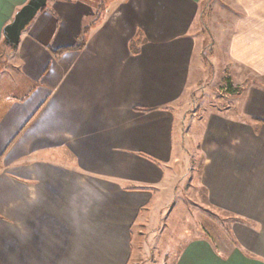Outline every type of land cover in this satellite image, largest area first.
Segmentation results:
<instances>
[{
  "label": "crops",
  "instance_id": "1",
  "mask_svg": "<svg viewBox=\"0 0 264 264\" xmlns=\"http://www.w3.org/2000/svg\"><path fill=\"white\" fill-rule=\"evenodd\" d=\"M28 1L0 0V48ZM205 1L49 0L0 59V264H142L134 236L185 137L205 203L234 222L226 244L167 249L172 264H264V0H234L211 45L238 66V105L191 114L186 132L175 111L206 65Z\"/></svg>",
  "mask_w": 264,
  "mask_h": 264
},
{
  "label": "rangeland",
  "instance_id": "2",
  "mask_svg": "<svg viewBox=\"0 0 264 264\" xmlns=\"http://www.w3.org/2000/svg\"><path fill=\"white\" fill-rule=\"evenodd\" d=\"M233 5L234 0H206L202 7L204 20L201 27L202 50L196 60L199 61L200 58L206 65L202 66V70H197L198 82L194 81L197 80L194 76L192 89L187 98L181 102L179 112L178 109L175 111L181 131L182 129L186 132L190 131L191 114L202 117L214 110L218 112L230 106L234 109L238 105L242 89L238 82L241 79L234 78L238 66L229 63L221 44L218 43L216 48L211 47L215 38L219 41L223 39L225 27L230 29L236 17L233 13ZM229 64L232 66L231 70L227 67ZM226 72L230 74L228 77L225 76ZM247 76L250 84L253 75ZM184 114L187 116L186 121L183 120ZM185 144L188 145L186 148L189 150V155L174 159L170 166L175 174V180H172L174 188L171 190L164 188L161 191L162 195L158 196L150 212L152 218L150 226L142 231L143 235L134 236V247L140 244L144 249L138 253L142 264H172L174 252H169L167 249H173L177 247V243L179 245L187 243L197 237H206L216 244L230 240L227 231L234 221L230 218L227 220L224 213L205 203L199 183L201 157L193 148L189 149V138L185 137ZM192 163L194 167L191 166ZM182 173L183 178L178 182L176 178ZM167 205L170 207L165 208ZM160 211L163 212L162 215ZM153 245L157 248L155 252L151 250ZM145 246H149L150 249H145ZM162 247L165 249L163 250ZM167 255L171 256L166 257Z\"/></svg>",
  "mask_w": 264,
  "mask_h": 264
},
{
  "label": "water",
  "instance_id": "3",
  "mask_svg": "<svg viewBox=\"0 0 264 264\" xmlns=\"http://www.w3.org/2000/svg\"><path fill=\"white\" fill-rule=\"evenodd\" d=\"M49 0H29L3 30L4 45L11 52L18 49L22 33L32 23L37 14L44 9Z\"/></svg>",
  "mask_w": 264,
  "mask_h": 264
},
{
  "label": "trees",
  "instance_id": "4",
  "mask_svg": "<svg viewBox=\"0 0 264 264\" xmlns=\"http://www.w3.org/2000/svg\"><path fill=\"white\" fill-rule=\"evenodd\" d=\"M202 22H204V20H203V11H202ZM82 44H79L78 45V48L81 46ZM9 52H11L10 51V49L7 47V46H5L4 45V39H3V42H2V46H1V48H0V59L3 57V56H5V54H7V53H9ZM225 214V213H224ZM225 216H226V219L228 218V215H226L225 214ZM229 219V218H228ZM227 219V220H228ZM233 221V220H232Z\"/></svg>",
  "mask_w": 264,
  "mask_h": 264
}]
</instances>
